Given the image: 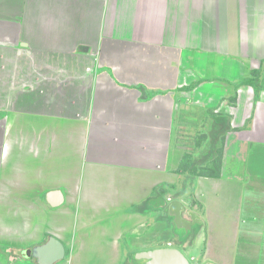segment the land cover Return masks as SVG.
Here are the masks:
<instances>
[{
  "label": "crops",
  "instance_id": "1",
  "mask_svg": "<svg viewBox=\"0 0 264 264\" xmlns=\"http://www.w3.org/2000/svg\"><path fill=\"white\" fill-rule=\"evenodd\" d=\"M254 71L264 0H0V264L49 236L52 264H264ZM228 109L219 176L180 171Z\"/></svg>",
  "mask_w": 264,
  "mask_h": 264
},
{
  "label": "water",
  "instance_id": "2",
  "mask_svg": "<svg viewBox=\"0 0 264 264\" xmlns=\"http://www.w3.org/2000/svg\"><path fill=\"white\" fill-rule=\"evenodd\" d=\"M183 210L184 207L178 200L170 202L168 206V214L170 217H172L176 228L182 229L184 232H188L192 224L196 221L197 216L194 213H189L191 220H186L182 216ZM160 252L165 253L163 250ZM176 253L179 254L178 252ZM25 255L34 257L38 264H52L64 258L65 248L59 239L54 236H49L45 242L27 249L25 251ZM182 263L187 264L186 260L184 259Z\"/></svg>",
  "mask_w": 264,
  "mask_h": 264
},
{
  "label": "trees",
  "instance_id": "3",
  "mask_svg": "<svg viewBox=\"0 0 264 264\" xmlns=\"http://www.w3.org/2000/svg\"><path fill=\"white\" fill-rule=\"evenodd\" d=\"M254 76L251 78H246L244 80H242L243 82H241L243 85H251L255 87V90L257 91L258 89H260V87H262V83H260L259 81V76H260V71H254ZM264 78V76H263ZM238 85V84H237ZM232 98L234 99L235 96H232ZM230 129V125L228 122H225L224 119L222 118L220 121V125L214 127L213 131H212V140L211 142V148L209 151V154L205 155V158L207 157H211V159L209 161H207V159H205L203 163L201 162V166L197 167V161L195 163V159L193 160H189L190 154H187L183 157L182 161L180 162L179 165V170L182 171L184 170L185 165H187L188 163L190 165H192V167L190 168L191 172L193 173V175H197V174H203L206 176H219V171H220V165H221V157H222V151H223V142H224V138H225V133L226 131H228ZM188 157V159H187ZM201 161V160H200ZM199 168V171H197V169Z\"/></svg>",
  "mask_w": 264,
  "mask_h": 264
},
{
  "label": "rangeland",
  "instance_id": "4",
  "mask_svg": "<svg viewBox=\"0 0 264 264\" xmlns=\"http://www.w3.org/2000/svg\"><path fill=\"white\" fill-rule=\"evenodd\" d=\"M259 81H260V83H262V84H264V78H263V76L262 75H260L259 76ZM244 94V93H243ZM241 97H242V95H240L239 94V96L237 97V99H236V97H235V99L234 100H232V101H235V104H233L232 106H235V109L237 110V108L239 107V103H240V101H241ZM234 111H232V112H230V109H228V111H227V113H226V116H225V120H227V121H230V122H228L229 123V125H230V128L234 125V124H236V123H239L240 121H238V122H236V121H234L235 119L234 118H236V112H234ZM213 113V112H212ZM240 114V113H239ZM227 116H228V118H227ZM232 122H233V124H232ZM238 126V125H237ZM185 129H188L189 130V128H184V130ZM231 129H233V128H231ZM230 130V129H229ZM184 133H186V132H184ZM183 133V134H184ZM187 134H188V136L186 135V136H178V139L180 140V141H184L183 142V144L184 145H190L191 146V144H192V141H193V134L192 133H190V132H188L187 131ZM184 153L186 154L187 152H186V150L184 151ZM168 219H172V217H168ZM193 231V229H191L188 233H184L183 232V230L182 229H175V232L178 234V235H180V234H182V235H184V234H189V233H191ZM182 235H180V236H182Z\"/></svg>",
  "mask_w": 264,
  "mask_h": 264
}]
</instances>
